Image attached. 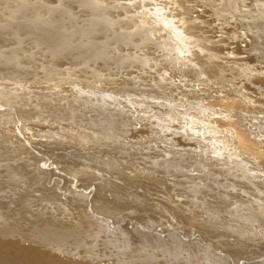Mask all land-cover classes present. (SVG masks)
<instances>
[{
	"label": "rangeland",
	"instance_id": "obj_1",
	"mask_svg": "<svg viewBox=\"0 0 264 264\" xmlns=\"http://www.w3.org/2000/svg\"><path fill=\"white\" fill-rule=\"evenodd\" d=\"M56 235L264 264V0H0V244Z\"/></svg>",
	"mask_w": 264,
	"mask_h": 264
},
{
	"label": "bare ground",
	"instance_id": "obj_2",
	"mask_svg": "<svg viewBox=\"0 0 264 264\" xmlns=\"http://www.w3.org/2000/svg\"><path fill=\"white\" fill-rule=\"evenodd\" d=\"M8 233H10L8 230H4V235H10ZM82 239L83 238L80 236L75 235L71 238L66 237V235H56L53 236L51 240H47V242L43 244L44 248H41V250L40 245L39 248L32 245H25V247L18 245L16 240L7 239L6 243L0 244V264H74L76 261L74 258L63 257L64 255L62 254H67L69 252L66 248L68 245L72 243L78 246ZM76 249L78 250L80 248L76 247ZM73 250L74 249H72V251ZM72 255L76 256L74 251Z\"/></svg>",
	"mask_w": 264,
	"mask_h": 264
}]
</instances>
